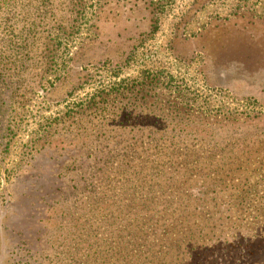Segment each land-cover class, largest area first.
<instances>
[{
	"label": "rangeland",
	"instance_id": "rangeland-1",
	"mask_svg": "<svg viewBox=\"0 0 264 264\" xmlns=\"http://www.w3.org/2000/svg\"><path fill=\"white\" fill-rule=\"evenodd\" d=\"M10 1L0 264H264V0Z\"/></svg>",
	"mask_w": 264,
	"mask_h": 264
},
{
	"label": "trees",
	"instance_id": "trees-1",
	"mask_svg": "<svg viewBox=\"0 0 264 264\" xmlns=\"http://www.w3.org/2000/svg\"><path fill=\"white\" fill-rule=\"evenodd\" d=\"M10 0H0V33L2 32V27L5 24H8V26L11 28V25L9 24L10 21L7 18V15L12 14L13 10H9L10 3H8ZM36 16L30 17L31 19V28L35 27V20ZM26 19V17H25ZM17 26L13 28L12 30H16ZM26 27H23V29H19L17 33L14 32H8L7 37L0 35V82L5 83L7 85L13 84V80L10 79L11 75H21V73L25 72V64L27 62L28 58V50L30 47H27L26 45L22 44L25 43V31ZM31 30V29H29ZM19 40V41H18ZM57 44L59 43H53L50 47L52 48V51L58 50ZM34 49L31 51L33 52ZM51 53V51H49ZM9 78V79H8ZM20 82V81H17Z\"/></svg>",
	"mask_w": 264,
	"mask_h": 264
}]
</instances>
